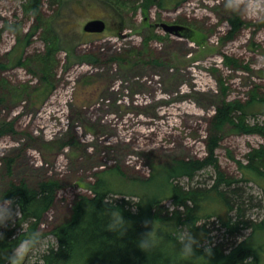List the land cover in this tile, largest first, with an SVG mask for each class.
I'll use <instances>...</instances> for the list:
<instances>
[{"label":"rangeland","instance_id":"rangeland-1","mask_svg":"<svg viewBox=\"0 0 264 264\" xmlns=\"http://www.w3.org/2000/svg\"><path fill=\"white\" fill-rule=\"evenodd\" d=\"M25 1L0 0V78L27 86L24 99H10L0 107V118L14 120L17 131L0 137V192L11 181L30 187L49 178L61 183L37 231L52 235L70 217L73 202L89 195L88 186L100 176L112 190L129 195L115 199L161 198L170 211L171 184L198 192L215 185L213 166L192 180L174 175L173 167L207 157L210 121L223 100L247 103L254 91L264 98V18L227 9L224 0H188L168 10L151 6L146 13L142 7L133 12L107 0H63L61 5L44 0V19L59 49L56 88L41 102L34 93L39 87L37 66H13L21 54L32 60L45 52L41 31L28 42L36 23L24 11ZM243 3L234 0L233 7ZM234 15L247 25L232 36L228 20ZM94 19H103L107 30L85 32ZM161 23L188 31L172 35L157 27ZM6 25L19 29V35ZM25 34L28 44L23 49L24 42L18 41ZM255 105L247 122L263 124L264 110ZM260 148L264 136L235 134L225 127L217 162L224 175L240 182L232 186V208L199 222L204 227L198 237L201 248L219 246L230 252L242 243L256 250L257 264H264V176L244 168L248 155ZM150 179L154 181L145 185ZM226 222L238 223L239 230L230 233ZM241 222L262 224V229L245 228ZM178 249L168 250L171 264H215L197 254L182 257ZM8 251L0 248V255Z\"/></svg>","mask_w":264,"mask_h":264},{"label":"trees","instance_id":"trees-1","mask_svg":"<svg viewBox=\"0 0 264 264\" xmlns=\"http://www.w3.org/2000/svg\"><path fill=\"white\" fill-rule=\"evenodd\" d=\"M63 0H50L51 5H61ZM118 6L133 8L142 7L144 13L151 6H156L162 10L175 9L188 0H107ZM133 3V4H132ZM44 0H26L23 4L24 11L34 19L33 31L28 35V42L31 36L41 31L40 36L45 43V52L40 53L35 59L26 60L23 55L16 59L15 67H26L28 62L34 63L40 73L39 87L34 91L36 97L41 101H46L56 88V68L58 61L56 52L59 49L58 38L54 34L50 24L44 19ZM230 34L234 36L239 33L247 23L239 16L230 18ZM6 29L14 34L19 33V29L6 25ZM19 35V34H18ZM21 37V35H20ZM22 38V37H21ZM18 41L26 48V34ZM151 38V36H150ZM115 61H122L114 58ZM228 63L233 60L227 59ZM4 67V66H3ZM8 67V66H6ZM5 67V68H6ZM26 84L11 85L5 79L0 78V107L10 99H24L26 97ZM259 104L264 110V98L259 97L257 92L252 93L251 100L247 103L241 101L223 100L216 108V113L210 123L208 133L207 157L204 160L180 161L174 168V175L185 176L192 180L198 171L213 166L217 173L215 185L211 189L198 192L186 191L178 185L171 184L173 193L172 200L174 209L170 211L164 207L161 198H153L150 201H134L127 197L114 199L112 204V194L128 196L123 191H114L109 184L104 182L102 176L93 185H89V195L79 196L72 204V213L68 219L57 225L51 234L57 239L58 248L50 251L45 256L46 264H171V257L168 254L170 248H179L172 233L176 225L192 224L194 235L199 237V232L204 231V227L198 224L203 218L215 216L224 207L232 208L231 196L234 194L232 186L240 180L228 178L217 162L216 150L220 146L225 127H230V131L235 134H256L264 136V123L251 125L247 122L249 115ZM14 120L5 117L0 118V137L16 134ZM248 164L244 166L249 172L258 176H264V148L254 149L248 155ZM13 159L7 163L8 174H11ZM242 168V164L239 163ZM153 178V177H152ZM154 179L148 180L145 185H149ZM62 189L61 183L53 178L46 179L38 183L35 187H30L25 181L8 182L1 197H14L21 204L22 214L19 216L15 226L5 229V238L0 240V248L9 250L15 246L17 241L30 232L37 231L41 225L43 217L52 209ZM233 193V194H232ZM107 198V199H106ZM206 206L215 208L207 211ZM121 211L123 218L128 223L126 232H113L107 229L106 225L110 219V212L114 208ZM204 212V215L200 211ZM205 210V211H204ZM154 220V229L160 235L157 246L149 252H144L136 245L139 236L146 230H150L152 225L147 227L144 220ZM245 228L258 227L262 229V224L255 225L249 222H241ZM26 228H22L24 225ZM230 233L238 231V223H223ZM257 228V229H258ZM20 230V231H18ZM264 251V249H262ZM198 257L211 259L215 264H257L256 250L242 246V243L234 247L230 252H226L219 246L212 247V254H205L204 249H196ZM248 257L251 260L245 261Z\"/></svg>","mask_w":264,"mask_h":264},{"label":"clouds","instance_id":"clouds-1","mask_svg":"<svg viewBox=\"0 0 264 264\" xmlns=\"http://www.w3.org/2000/svg\"><path fill=\"white\" fill-rule=\"evenodd\" d=\"M233 3L234 0H224V6L227 9L242 13L252 12L257 17L264 18V0H244L243 4L235 8ZM117 197L119 196L113 194L109 203L112 204V201ZM170 206L175 207V205ZM117 209L115 207L110 212V219L106 227L110 231L124 234L128 228V223L123 218L121 211H117ZM21 214V204L14 197H0V240L5 238L4 230L15 226ZM144 224L146 227L151 224L152 227L139 236L136 245L146 253L157 246L161 237L154 229V220L145 219ZM172 235L179 245L178 255L185 258L196 256V249L201 247V240L194 235L192 224L176 225ZM57 248L58 242L54 236L43 235L39 231L30 232L19 239L10 251L0 255V264H46L45 256ZM204 253L212 254L210 245L204 247ZM248 260H251V257L245 261Z\"/></svg>","mask_w":264,"mask_h":264},{"label":"water","instance_id":"water-1","mask_svg":"<svg viewBox=\"0 0 264 264\" xmlns=\"http://www.w3.org/2000/svg\"><path fill=\"white\" fill-rule=\"evenodd\" d=\"M106 22L103 19H94L90 20L85 26L84 31L87 33L99 34L103 33L106 30ZM157 27H161L165 32L180 36L183 33L188 31V28L182 25H169L166 23L157 24Z\"/></svg>","mask_w":264,"mask_h":264}]
</instances>
